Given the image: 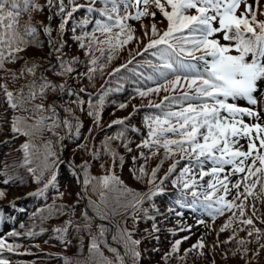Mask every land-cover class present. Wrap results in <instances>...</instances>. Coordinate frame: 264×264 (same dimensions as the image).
<instances>
[{
  "label": "snow or ice",
  "instance_id": "snow-or-ice-1",
  "mask_svg": "<svg viewBox=\"0 0 264 264\" xmlns=\"http://www.w3.org/2000/svg\"><path fill=\"white\" fill-rule=\"evenodd\" d=\"M45 3L49 9L56 8L57 14L63 17L58 26L61 32L73 19L74 14L82 9L98 15L94 20L86 17L79 21L80 28L86 29L89 24L94 26L91 31H83L74 36L79 48L83 49L84 55L89 58L87 71L80 74L89 81L95 79L97 72L103 73L106 64L102 61L110 63L114 59L113 53L137 39L135 28L128 23L129 20L141 22L145 36L149 35V28L143 24V19L150 17L153 20L150 27L153 38L144 45L143 52H137V55H143L153 50L150 54L158 63L152 60L144 61L151 73L145 75L144 72H137L138 68L144 66L139 63L136 68L128 69V65L135 60L133 57L108 75L115 76L123 68L137 73L141 81H151L155 87L135 88L136 96L142 99L152 94L158 96L162 91L169 93L164 95L159 103L149 100L143 105L155 109L156 112L143 118L147 134L136 145L137 149H147V154L140 151L138 157H132L134 163L138 158L144 161L134 170V178L141 181L146 179L149 185L155 187L149 188L145 193L127 187L114 170L117 162L122 163L124 158L118 156L107 143L103 144L105 154L112 157L107 174L90 177L87 172L90 165L87 161L82 165L85 170V188L91 186L92 191L98 193L99 204L94 201L90 203L97 209L100 219L107 220L121 211L124 215L131 216L134 222L140 213L148 216V210L143 208L144 203L163 195L166 192L165 183L170 180L173 188L179 193L175 204L192 211L203 209L213 218L236 209L239 215L232 212V217L220 228V232L229 228L235 218L237 223L245 226L241 227L240 231H246L247 237L254 236L256 243H259L261 238H264V230L255 227V205H252V216L246 217L245 209L249 197L259 199L264 196V19L258 18L264 16V10L261 9L260 0H86L85 3L68 0L67 4L65 0H45ZM98 4L102 6L97 7ZM153 8L168 22L166 30L162 32L154 22L157 12L153 11ZM43 11L44 5L38 0H0V72L5 73L0 79L14 81L26 73L35 76L38 67L36 64H26L24 69L16 72L5 65L16 63L21 58L19 54L34 43L38 29L31 23L22 26V15ZM47 19L51 21L52 16L49 15ZM41 27L51 37L53 29L50 24L42 23ZM71 31L76 33L77 28L74 27ZM49 42L57 53L62 52L63 43L58 45L57 42ZM96 52L100 55L96 56ZM58 59L61 68L58 75L71 76L75 72L74 65L78 64L79 60L75 57L65 60L63 56ZM40 79L39 86L35 81L27 86V95L24 94L23 88L16 92L9 90L7 82L0 83V91L11 109L31 113L29 117H14L10 122V129L14 135L28 138L21 145L24 150V164L30 165L34 160H41L43 168L40 170V176H43L46 171L58 165L59 158L57 153L52 151L51 141L42 145L44 154L41 156L39 146L35 143L36 138L46 131L55 134L54 130L61 126L72 131L73 126L68 120L58 121L55 106L51 103L46 106L44 103L49 91H65L67 85H57L44 76ZM101 88L99 104L91 99L85 101L83 98L72 101L81 110L86 106L87 115L94 118L97 126L102 121L100 110L104 98L111 91L104 85ZM84 92V88L79 92L67 89L70 96L79 97L80 93ZM88 95L91 97V94ZM35 100L40 103H32ZM241 100L245 101L247 106H241L238 103ZM28 104H31V107H26ZM127 106V103H120L118 108L124 109ZM138 111L139 107L133 105V114ZM131 116L132 114L118 118L112 121L109 127L125 125ZM29 119L32 123L28 122ZM80 127V124L75 126L76 135L80 134ZM132 130L139 131L138 128ZM89 131L91 132V129ZM107 139L123 142L126 137L124 132H120L117 136ZM242 140L247 141L246 149L241 143ZM129 145L130 142L124 143L127 151L131 152ZM161 151L162 158L149 173L147 162L153 156L160 155ZM177 156L179 159H173ZM94 158L99 159V155H94ZM170 159L173 162L164 176L160 177L164 163ZM182 161L184 163L181 167ZM101 167L104 168L105 165L101 164ZM28 171L35 173L36 169L29 167ZM233 177L238 179L233 182ZM55 181L56 175L53 173L45 188L49 185L55 187ZM9 182L8 179L3 180L4 184ZM257 186L259 193L254 192ZM109 193L115 195L109 196ZM4 195L5 193L0 191V198ZM229 195H232L230 200L227 199ZM57 197L62 198L63 193L58 191ZM167 210L175 212L172 207ZM63 211L64 206L52 205L48 214H62ZM84 215L87 216L86 213ZM176 215L181 216L182 213L177 212ZM149 219L154 220L155 217L150 216ZM260 222L264 223V220ZM73 226L69 220L65 222L64 227L54 231L61 234L62 239H66L69 228ZM75 227L80 230L79 225ZM84 227L90 228L91 224L86 221ZM180 230L190 231V226ZM153 231L159 232V228L153 225ZM27 234L35 235L33 232ZM20 235L16 231H10L7 237ZM7 237L0 236V264H11L4 258V252H15L21 247L18 243H9ZM104 237L105 226L100 225L98 233L91 236L89 245L93 264H114V261L105 257L101 251L102 243L114 254L115 264H126L128 255H131L134 261H139L141 252L137 246L141 241L133 239L132 232L126 227L119 229L118 235L112 236L113 241L125 245L126 251L123 255L118 248L107 245ZM186 239L188 237H183V240ZM233 239L235 233L224 243ZM181 243L182 240H176L171 251L165 254V259L177 255ZM237 243L243 246L251 243V240L241 238ZM204 247L203 242L198 241L191 249L185 250V254L179 256V259L183 261L188 252ZM260 248L264 249V244H260ZM242 253L247 256L248 249L243 248ZM203 254L201 251L200 255ZM259 254V251L254 253L256 256ZM65 264H70V261L66 260Z\"/></svg>",
  "mask_w": 264,
  "mask_h": 264
},
{
  "label": "trees",
  "instance_id": "trees-1",
  "mask_svg": "<svg viewBox=\"0 0 264 264\" xmlns=\"http://www.w3.org/2000/svg\"><path fill=\"white\" fill-rule=\"evenodd\" d=\"M160 18L155 19V23L158 27V29H160L161 31L163 30V24L159 21ZM144 30L141 29L140 32V41H135V43L130 44L128 47H126L123 52H121L118 55L114 56V59L112 60L113 65L115 64H119L121 62H124L126 60H128L130 57H132L136 51L149 39L151 38V32L149 29V35L145 36L144 35ZM60 36V39H57V44L59 45L60 43H63V50L61 53H56L54 52L53 55L56 56H63V58L65 60H70L73 57L77 58L79 60L78 64H75V72L71 74V76L69 75H55L56 78L49 76L48 74H46V72H44L43 70H40L41 68L45 67L47 65V63L49 62V58L51 56L50 53L47 52V50L45 49L44 51H40L37 48H28L24 54H22L21 59L18 60V64L19 63H23V61H28V62H32L36 65H38V71L39 74L36 75V78L31 77L29 74H25L22 78L18 79V80H7L5 82H7L8 87L10 89H14L15 91L23 88L24 94L27 95L29 89H28V85L31 84L33 81H35V83L37 84V86H39V84L41 83V77L44 76L47 78V80L50 79V81L55 82L57 85L59 84H66L67 85V89H69L70 87H72V84H74V86H77L79 84H82L84 81H82V79H79L78 77V70L82 69V64L83 62H85L84 60V53L83 51L79 48V45L71 40V38H69L68 35H57ZM54 51V50H53ZM86 58V57H85ZM60 63V62H59ZM51 70V68L49 69ZM11 71L16 72L19 71V68H13ZM61 71V68H58V73ZM41 73V74H40ZM57 73V74H58ZM94 81V80H93ZM91 81H88V83ZM96 83L97 81L95 80L93 83H91L90 85H88V88L85 87L86 82H84V87L87 89H94L96 87ZM67 89L65 91H60L62 93L67 94ZM50 95L45 97L44 103L50 99L52 96H54L58 91H49ZM56 92V93H55ZM168 93H160L158 96L157 95H153L152 98H159V100L164 96L167 95ZM48 97V98H47ZM148 98V97H147ZM154 100V99H153ZM32 103H40L39 100L36 101H32ZM70 102H64V103H60L58 102L59 105L63 106L62 107V111L65 114V120H68L70 122V124L73 126V129L75 128V126L77 124L82 125V129H87V131H89V129H91V134L89 136L86 137L87 141L85 143V147L88 146V148L86 149V153L87 155L85 157H87L88 160H79V162L81 163H85V161L88 162V164L90 165V167L88 168V171L93 172V173H101L102 170L106 169L109 167V161L111 160L109 158V156H111L110 154H105L104 149L102 147L103 144L107 143L108 147L113 149L114 151L117 152V147H123L126 151V148L124 147V143L125 142H119L118 144L115 143V140H108L107 138L110 137L107 129H105V126H107V124L109 122H111L112 120H114V117L118 115L117 112L109 115V110L105 109L102 112V121L100 123V125L98 127H103L102 129L99 130H95L94 131V121H92L91 119H89V116L86 115L85 113H83L80 108H78L76 105H70ZM26 107H31V104L26 105ZM71 109V111H66V109ZM21 115H23L24 113H26L25 111H21L20 112ZM90 127V128H89ZM102 131H104L102 133ZM102 133V134H101ZM55 135L45 139L46 141H52L54 140ZM45 141V142H46ZM72 143L75 145H77L76 143V137L73 138ZM117 144L118 146L114 145ZM83 145V144H82ZM131 148L132 146L129 145ZM83 147H80V149H82ZM122 148V149H123ZM77 151V148H76ZM74 151V152H76ZM73 152V154H74ZM132 152V151H131ZM72 156V159H74ZM98 154L99 155V159H95L94 155ZM105 154V155H104ZM123 155V152H119L118 156ZM123 157V156H122ZM178 158L179 157H175ZM171 160V159H170ZM167 160L166 162L170 161ZM173 161L171 160V163ZM101 164H104L105 167L102 168ZM120 164V162H117L116 167H118ZM87 171V172H88ZM120 175V174H119ZM118 175V176H119ZM160 176V174H159ZM68 199H71L73 197V194L70 192L67 195ZM73 204V203H71ZM257 206V203L255 201H253V203L249 204L248 207V211L250 209V207L252 205ZM76 206V205H75ZM73 207V206H72ZM72 209V208H71ZM250 212H253L250 210ZM122 213V211H121ZM121 213L118 215H113L110 216L108 220H116L117 218H119L121 216ZM139 218V216H138ZM228 222V221H227ZM224 225V222H214L212 225H205V228H203V230L196 232L195 234H192L191 236H187L188 239L183 240L182 242L185 244H181L185 246V250L187 249H191L193 245H196L198 243V241H202L203 244L205 245V247L203 249H193L192 251L187 253L186 258L182 261L179 259V256H183L185 254V252H179V254L176 256L175 258V264H227L228 263V259L227 257L230 256V254L233 255L234 257V261L231 262V264H264V249L260 248V244H264L263 243H256V241L251 240L249 237H247L246 233H241L240 235L237 234V232H228L229 229L234 228L235 226H230L229 228H227L224 232H220V228ZM138 229L140 230V232L144 233L143 227H141L140 225H138ZM148 229V228H147ZM236 231H240V230H236ZM148 233H152L149 232ZM233 233H235V239L231 240L229 243H224V241L228 240L229 237H231L233 235ZM135 231H134V237L136 240H140V238L137 236H135ZM181 235H179L178 237H180ZM155 238L157 237L156 235L154 236ZM177 237V238H178ZM241 238H246L248 240H251V243L245 244L243 246L239 245L237 243L238 240H240ZM176 239V238H175ZM141 245V243H140ZM139 245L138 250L141 252V257L139 258V261H134L133 259L128 258V264H164L163 262H160V255L158 254V248L155 250H151V251H147L145 250V248L141 247ZM243 248H247L248 249V255L245 256L242 253V249ZM147 251V252H146ZM203 251V255H201V258H197L193 261L194 255L196 254H200V252ZM256 251H259V256L254 255V253ZM147 253L149 254L148 257H144V254ZM230 253V254H229ZM210 257H212V259H210ZM231 257V256H230ZM30 259H32V257H30ZM259 259H261V263L257 262ZM248 262V263H246Z\"/></svg>",
  "mask_w": 264,
  "mask_h": 264
},
{
  "label": "rangeland",
  "instance_id": "rangeland-1",
  "mask_svg": "<svg viewBox=\"0 0 264 264\" xmlns=\"http://www.w3.org/2000/svg\"><path fill=\"white\" fill-rule=\"evenodd\" d=\"M57 33H59V29H57L56 34ZM51 36L53 38L54 34H52ZM53 52H56V51L54 50ZM106 63L109 65V63L107 61H105V64ZM38 74H39V72L36 70L35 76L38 75ZM29 75L31 77L35 78V76H33L31 74H29ZM139 99L141 101H144V98L143 99L139 98ZM70 105H73V103H70ZM129 106H130V104L128 103V106L126 108H124V109L114 108L112 111H109V115L117 112L118 116L120 117L121 114L124 111H127L129 109ZM94 124H95L94 127H97V124L96 123H94ZM116 143L118 144V142H116ZM117 144L114 143L115 146H118ZM130 145L134 149V145H132L131 143H130ZM84 148L85 147H83L80 151H77L75 153V155H74L75 158L74 159H76V160H88L87 157H85L86 154L84 152L85 151ZM122 148L123 147H121V148L117 147V152L115 151L117 153V155H118L119 152H123V155H120V156H123V158H124L123 162L120 163L118 167H115V169H114L115 173H116L117 176L120 174L119 175L120 178H130V182L128 184L126 183V181L121 179V180H123V182L125 184L128 185L127 187L133 189L136 192L144 193L149 188V184L147 183V180H145V181L139 180V182H138L134 178L132 170H130L134 166H137L139 168V166L141 164H143L144 161L138 158L137 161L134 163L133 160H132V157L133 156H137L138 157V153L129 152V151H127V149L125 151V149L124 148L122 149ZM109 158L112 159L111 156H109ZM161 158H162L161 155L153 156L147 162V166H146L147 171L151 172V169L154 168L158 164V161H160ZM110 162H111V160L109 161V163ZM169 162L170 161L165 162L164 165H163V168ZM82 165L83 164L79 163V164L76 165V167L79 170H82L83 169ZM163 168H162L161 171H163ZM87 171H88V169H87ZM99 174H103V173H99ZM106 174L107 173H105L103 175H106ZM83 180H84V178H79L80 185H79V187H77L75 180L70 179L68 181L69 183L67 184V188L65 187V189L67 191H69V192H70V190H74V192H75V191H77L80 188V190H82L83 193H87L86 190H85L86 188H85V186L83 184ZM91 190H92V187H91ZM112 195H115V194L114 193H109V196H112ZM263 198H264V196H263ZM95 200H96V198H95ZM86 201L89 204V200H86ZM97 203L99 204V200H97ZM90 209L93 211L94 217H97L101 221L102 219H100L99 215L97 214V209L94 208L91 204H90ZM107 221L110 222L109 223L110 225L107 227L108 230L105 228V237H104V239L106 240V242L107 241L114 242L112 240V236L113 235H118L119 229L126 227L129 231H131V229L133 228L135 233L137 234V236L140 238V241H141V245L140 246L141 247L145 248V250H147V251L155 250V249L158 248V251H159L158 254L160 255V260H159L160 262H163L164 264H175V258H176V256L179 253L177 255L169 257L168 259H165V254L169 253L171 251L172 245L175 243L176 240L175 241H171V239L169 237H166L165 235H161V234H159V236H158L159 239H156L154 237L155 235L152 234V233H148V229L145 228V227H143L144 233L142 235V233L138 229L139 228L138 225H140V223H141V218H137V220L134 222L131 216H126V215L123 214V212L121 213V216L119 218H117L116 220H108L107 219ZM125 221H126V223H125ZM92 222L93 221L91 220L90 223L92 224ZM100 225H101V223L99 222L97 227H99ZM96 229L97 228H95L94 225H91L90 228L84 227V225L80 226V230H76V237H75L76 246H78V247L82 246L83 247L85 242H87V239H85L86 237L88 238L89 245H90L91 236H93V234L95 233ZM162 229L163 228H161V229L159 228V230H162ZM136 234H135V236H136ZM117 243H118V249L120 248L122 253H125V251H126L125 245H123L122 243H119V242H117ZM137 247H139V245ZM40 248H41V250H48L50 252L52 251V250H50L47 247H40ZM101 249H103L104 252H105V248H104V244L103 243L101 244ZM185 249L186 248H185L184 245H180V251L179 252H183L184 253ZM71 250L72 249L65 250L64 248L58 249L59 252H62L64 254L71 252ZM55 252H57V251H55ZM148 255L149 254L145 253L144 257L146 258V257H148ZM129 257H130V259H132L131 255H129ZM197 258H201V255L200 254L199 255L198 254L194 255L193 261L195 259H197ZM210 259H212V257H210ZM227 259H228V263L227 264H231V262L234 261V257L233 256H231V257L228 256ZM111 260H113L115 262V256L111 257ZM257 262L261 263L262 261H261V259H259ZM61 263H59V264H61ZM246 263H248V262H246Z\"/></svg>",
  "mask_w": 264,
  "mask_h": 264
}]
</instances>
